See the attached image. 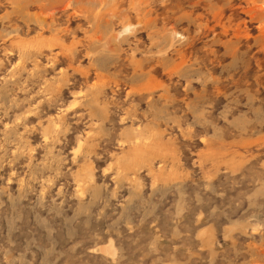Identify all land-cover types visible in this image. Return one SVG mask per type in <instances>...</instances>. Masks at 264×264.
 I'll return each mask as SVG.
<instances>
[{
  "label": "rangeland",
  "instance_id": "1",
  "mask_svg": "<svg viewBox=\"0 0 264 264\" xmlns=\"http://www.w3.org/2000/svg\"><path fill=\"white\" fill-rule=\"evenodd\" d=\"M94 1L0 0V264H264V0Z\"/></svg>",
  "mask_w": 264,
  "mask_h": 264
},
{
  "label": "bare ground",
  "instance_id": "2",
  "mask_svg": "<svg viewBox=\"0 0 264 264\" xmlns=\"http://www.w3.org/2000/svg\"><path fill=\"white\" fill-rule=\"evenodd\" d=\"M56 1V0H55ZM79 1V0H78ZM87 1V0H86ZM92 1V0H91ZM94 1V0H93ZM110 1V0H109ZM35 2H36V0H35ZM71 2V1H70ZM95 2V1H94ZM100 2V1H99ZM105 2V1H104ZM107 3H108V1H106ZM112 2V1H111ZM37 3V2H36ZM64 3H65V1H64ZM63 4V3H62ZM91 4H92V2H91ZM91 4H90V6H91ZM94 4V3H93ZM40 5V4H39ZM65 5V4H64ZM64 5H62L63 7H64ZM104 5L105 4H103V7H104ZM112 5V4H111ZM72 6V5H71ZM97 6H98V2H97ZM56 7H58V6H56ZM94 8L96 7V5L95 6H93ZM43 8H44V6H43ZM145 8V7H144ZM260 8H264V7H260ZM54 9V8H53ZM91 9V8H90ZM41 10H43V9H41ZM88 10H89V8H88ZM94 11H95V9H94ZM51 12V11H50ZM90 12V11H89ZM92 12V11H91ZM264 12V11H263ZM51 13H53V12H51ZM94 13V12H93ZM54 14V13H53ZM96 14V13H95ZM38 15V14H37ZM262 15V14H261ZM50 16V15H49ZM38 17H39V15H38ZM41 17V16H40ZM36 18H37V16H36ZM44 18V17H43ZM42 17H41V19H43ZM52 18V17H51ZM39 19V18H38ZM37 19V21H39ZM46 19V18H45ZM44 20V19H43ZM91 21H92V18L90 19ZM263 20V19H262ZM45 21V20H44ZM41 21H39V23H40ZM48 22V20L45 22V23H47ZM49 22H50V19H49ZM48 22V23H49ZM264 22V21H263ZM53 23V22H52ZM51 24V23H50ZM264 24V23H263ZM43 25H45V24H43ZM48 25V24H47ZM261 25H262V23H261ZM41 26H42V24H41ZM53 27V26H52ZM262 26H260V28H261ZM264 27V26H263ZM42 28V27H41ZM44 29V28H43ZM259 30H261V29H259ZM261 32H263V28H262V31ZM260 32V33H261ZM262 34V33H261ZM54 37V36H53ZM61 37V36H60ZM99 38V37H98ZM60 39V38H59ZM58 40V39H57ZM99 40V39H98ZM52 42V41H51ZM61 42H62V40H61ZM55 43V42H54ZM55 45V44H54ZM23 50V49H22ZM30 50V49H29ZM22 52V51H21ZM26 52V51H25ZM24 52V53H25ZM28 52V51H27ZM30 54H32L31 52H29ZM39 56V55H38ZM53 63V62H52ZM51 64V63H50ZM54 65H56V64H54ZM53 65V66H54ZM141 87H143V86H141L140 85V88ZM145 89H147V88H145ZM142 90V89H141ZM96 97V96H95ZM94 97V98H95ZM135 145H136V147L135 148H141V147H148V146H150V145H148V144H146V143H139V142H135ZM105 249H103L104 251H106V253H108L109 255L111 254V255H114V250H115V248H114V246L110 243L108 246H106V247H104Z\"/></svg>",
  "mask_w": 264,
  "mask_h": 264
}]
</instances>
